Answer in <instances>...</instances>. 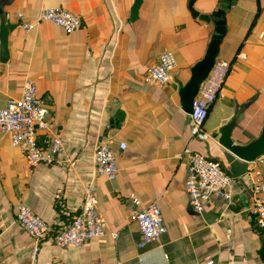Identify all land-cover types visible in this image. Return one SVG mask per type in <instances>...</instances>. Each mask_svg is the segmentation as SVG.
<instances>
[{"label": "crops", "instance_id": "crops-1", "mask_svg": "<svg viewBox=\"0 0 264 264\" xmlns=\"http://www.w3.org/2000/svg\"><path fill=\"white\" fill-rule=\"evenodd\" d=\"M135 1L15 0L6 9L16 29L10 63H0L2 103L20 98L31 78L76 166L30 167L20 148L7 136L0 138V264H264V233L249 212L253 166L244 168L211 139L192 138L190 115L179 99L193 63L203 58L215 35L214 15L226 10L227 2L195 1V11L212 18L207 24L192 15L191 0H143L140 19L131 23ZM48 8L79 16L82 28L67 34L51 23H37ZM20 14L37 23L34 30L20 28ZM225 19L219 59L236 60L205 129L212 135L236 118L234 139L246 145L264 124V0H233ZM166 50L179 63L172 81L165 87L147 84L148 69ZM100 133L112 143L119 167L115 180L95 179L109 235L81 248L60 249L53 237L80 213ZM123 142L125 151L119 149ZM188 148L222 163L226 155L231 167L241 168L236 177L229 173L237 181L232 206L214 201L202 215L193 210L185 191ZM132 197L144 207L158 202L167 228L160 242L144 249L130 217ZM20 203L49 228L35 257L33 240L17 224Z\"/></svg>", "mask_w": 264, "mask_h": 264}, {"label": "built area", "instance_id": "built-area-1", "mask_svg": "<svg viewBox=\"0 0 264 264\" xmlns=\"http://www.w3.org/2000/svg\"><path fill=\"white\" fill-rule=\"evenodd\" d=\"M19 19L20 28L25 32L34 30L37 23L41 22L51 23L67 34L75 33L82 28V19L79 16L61 8L43 9L37 23L26 21L23 14L19 15ZM178 66L174 52L166 50L160 55L157 63L148 69L144 81L149 85L165 87L172 81V73ZM230 71V63L218 59L208 78L201 85L193 114L190 115L192 138L202 142L211 139L205 129V123L211 107L224 98V87ZM2 96L0 90V138L7 136L13 147L20 148L30 167L69 165L74 170L76 163L68 158L61 136L49 123V110L41 105L35 82L27 78L21 97L10 98L4 105ZM40 134L49 137L48 149L39 145ZM119 149L125 151L127 144L120 143ZM185 154L188 156L185 191L193 210L198 215H202L206 206L214 201L222 202L228 207L232 206L237 181L226 171L222 163L189 148L185 150ZM93 163L92 177L83 187L84 197L80 213L71 224L54 236V242L60 249L81 248L91 241H103L109 235L107 223L99 209L95 179L104 177L113 181L118 176L119 167L112 143L103 133L98 135ZM248 165L253 166L249 169L253 193L249 212L258 228L264 233V157ZM130 217L136 222L140 231V249L160 242L167 233L158 202L144 207L139 199L132 197ZM17 224L33 240L32 256L35 257L42 241L48 235V226L24 203L18 206ZM110 237L117 239L116 234Z\"/></svg>", "mask_w": 264, "mask_h": 264}, {"label": "water", "instance_id": "water-1", "mask_svg": "<svg viewBox=\"0 0 264 264\" xmlns=\"http://www.w3.org/2000/svg\"><path fill=\"white\" fill-rule=\"evenodd\" d=\"M196 0H191L189 9L192 15L200 21L210 24L212 18L208 15L200 14L195 11L194 3ZM15 0H0V63L7 65L11 60L10 51V37L15 31L16 26L10 23L9 17L6 14V9L14 4ZM226 10L217 11L214 15L215 35L211 38L205 55L198 61L190 72L189 80L180 88L179 99L183 111L187 115H192L194 111V104L199 94L201 85L208 78L210 72L215 66L216 61L219 59L221 46L227 34L226 28V14L232 7L233 0H226ZM143 6V0H136L131 8L130 22L136 23L140 19V11ZM119 121V120H117ZM237 119L234 118L218 131L210 135L212 141L218 143L220 147L226 152L227 156L235 158L243 164H251L258 159L264 157V124L260 135L246 145L236 143L234 139L235 129L237 126ZM114 124V122H112ZM224 154V153H223ZM225 162L222 163L226 171L236 177L240 174L241 168L234 169L230 166V161L224 155ZM232 164V163H231Z\"/></svg>", "mask_w": 264, "mask_h": 264}, {"label": "trees", "instance_id": "trees-1", "mask_svg": "<svg viewBox=\"0 0 264 264\" xmlns=\"http://www.w3.org/2000/svg\"><path fill=\"white\" fill-rule=\"evenodd\" d=\"M251 35V30L249 31L248 33V36ZM242 46L240 45L239 48H238V51H237V55L240 53V50H241ZM236 58L234 57L231 61H230V68L233 66L234 62H235ZM198 61H195L193 64H196ZM38 142H39V145L41 147H44V149H48L49 148V145H50V140H49V137L46 135V134H40L38 136ZM213 159V158H212ZM216 161H218L217 159H215ZM53 240H54V237H53ZM261 257L264 261V249L261 251Z\"/></svg>", "mask_w": 264, "mask_h": 264}]
</instances>
